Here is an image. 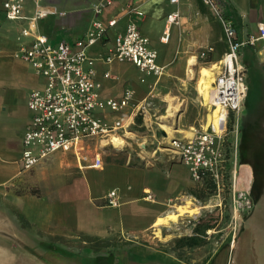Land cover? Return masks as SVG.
Masks as SVG:
<instances>
[{
  "label": "crops",
  "instance_id": "0c3cea01",
  "mask_svg": "<svg viewBox=\"0 0 264 264\" xmlns=\"http://www.w3.org/2000/svg\"><path fill=\"white\" fill-rule=\"evenodd\" d=\"M97 1L24 0V13L32 15L37 3L52 9V13L39 20L40 31L53 44L61 41L73 44L85 36L95 18L93 4ZM223 1L225 15L232 20L239 39L258 36V24L264 23V0ZM128 4L139 7L143 16L123 14L122 8ZM175 12H179L178 23L168 24V15ZM98 18L104 22L114 18L118 20L114 27L107 28L103 41L87 49L88 56L95 59V78L101 84L100 92L104 98H118L126 87H131L135 92L133 101L138 103L152 94L150 89L154 86L157 96L167 101L168 95L169 98L177 96L175 90L182 81L186 83L187 78L197 73L195 55L208 46L214 49L208 59L214 60L203 67L216 64L217 75L220 73V60L227 51V44L220 21L202 0H179L176 4L170 0H117ZM130 21L136 23L141 33L150 39V47L157 50V63L164 67L162 76L147 75L131 62L105 63L102 60L108 48L114 46L116 35L124 33ZM24 25L22 21L5 18L0 0V62L5 58L3 53L13 51L14 62L25 73L20 86L23 93L16 97L0 93V264H264V182L253 209L235 238L205 259L188 260L174 251L155 247L161 240L156 236L157 220L170 209L173 201L187 197L189 191L197 186L188 168L178 158L173 159L171 153L159 152L151 163L143 166L104 162L100 169H80L73 160L74 165L69 164L61 173L58 169L49 177L47 174L53 173L56 166L54 156L61 154L56 153L34 168L33 175L21 172L22 139L32 117L27 100L30 93L42 88L44 83L32 67L17 56L21 42L30 41L18 40L20 28ZM167 28L169 39L163 42L161 38ZM241 60L245 68L247 65H264L262 42L245 46ZM263 82V79L247 80L245 102L250 100L248 117L260 119L264 127ZM193 94L200 99L197 89ZM130 114L131 109L128 108L120 113L106 111L101 115L108 121L128 117L127 123L131 126L137 114ZM128 128L125 131L128 132ZM190 128L186 136L196 129L194 126ZM179 135L182 137L184 133ZM92 171H98L99 179L106 182L101 191H93L94 183L89 178ZM29 176L31 181L40 183L46 193L50 192V201L39 205L40 197L15 193L13 187L21 186ZM112 189L120 193L119 207L106 205L105 196ZM63 192L64 199L61 196ZM146 192L151 193L152 199H146ZM29 198L38 205L29 206ZM65 201L68 205H63ZM20 217L35 228L23 227ZM167 226L160 225V233L168 229ZM38 231L84 234L128 244L99 252L58 247L45 249L44 239Z\"/></svg>",
  "mask_w": 264,
  "mask_h": 264
},
{
  "label": "built area",
  "instance_id": "2783aa9c",
  "mask_svg": "<svg viewBox=\"0 0 264 264\" xmlns=\"http://www.w3.org/2000/svg\"><path fill=\"white\" fill-rule=\"evenodd\" d=\"M115 1L98 0L93 4L95 18L84 37L73 44L65 41L53 44L39 29V20L52 13V9L37 3L35 12L26 15L24 0H1L7 20L25 23L20 28L18 40H30L21 42L17 56L44 80L43 87L33 90L27 100L32 117L23 134L21 172L32 171L56 153L70 155L80 169H100L103 157L94 143L97 140L106 144L114 142L120 130L130 126L128 117L108 121L101 114L106 111L120 113L130 108L131 116L148 109V97L134 103L135 92L131 87H126L118 98L102 97L101 84L95 78V59L87 54L89 47L103 41L107 28L117 24L116 18L107 22L98 18ZM202 1L220 21L227 44V51L221 58V72L212 84L210 106L219 108L217 126L211 123L204 130L193 129L190 136L174 137L170 149L188 168L193 181L203 183L211 179L220 189L225 166L230 161L227 149L236 150L239 147L242 111L248 91L247 70L241 60V51L258 41L264 48V23L258 24V36L240 40L232 20L225 15L222 0ZM170 2L176 4L179 0ZM122 13L143 16L134 4L123 7ZM178 19L179 12H175L168 15L167 21L168 24L178 23ZM169 35L167 28L161 40L168 41ZM213 50L212 46H208L199 57L207 60ZM157 57V50L150 47V39L141 33L136 23L130 21L126 31L116 35L114 46L108 48L102 60L105 63L131 62L145 74L160 77L164 67L157 63ZM237 164L235 157V169L232 171L234 185L239 179ZM235 194L237 211L250 212L255 202L249 190H237ZM146 199H152L150 192H146ZM105 200L110 207L121 205L117 189L108 191Z\"/></svg>",
  "mask_w": 264,
  "mask_h": 264
},
{
  "label": "rangeland",
  "instance_id": "374dc122",
  "mask_svg": "<svg viewBox=\"0 0 264 264\" xmlns=\"http://www.w3.org/2000/svg\"><path fill=\"white\" fill-rule=\"evenodd\" d=\"M161 48L163 49V47ZM3 54L5 58L0 62V93L16 97L18 94L23 93L24 89L20 86L24 81L25 73L18 66L19 64L14 62L13 51ZM199 54L195 55L198 67L197 73L193 74L191 78H187L185 80L186 83L182 81L176 87L175 92L177 96L169 98L168 95L167 101L161 100L157 96L153 86L150 89L152 91H149L152 94L147 96L148 109L146 111L140 110L137 113L135 123L127 129L128 132L123 129L116 135L118 137H114V142L108 141L106 144V142L100 143L97 140L94 143L102 153L103 162L128 163L143 166L151 163V160L159 152L174 155L170 152V142L174 137L180 138L179 133L187 134L192 126L196 127L197 130H204L210 126L208 117L213 108L209 109L200 99H196L193 92L198 87L201 68L214 59L205 60L200 58ZM260 61H262L261 58ZM114 65L113 67L117 68ZM246 68L248 82L251 78L258 81L263 79L264 81L263 64L252 67L247 65ZM139 75L138 73L135 77L137 81ZM185 96H188V98L185 99ZM245 104L246 106H244L242 111V122H244L242 128L244 129L243 133L240 134L239 147L236 150L227 149V158L230 161L225 166L220 189L217 188L211 179H207L203 183L195 182L197 186L189 191L187 197L192 198L196 206L202 205L207 207L200 214L193 216L194 218L186 216L181 219L180 223L176 225L172 223L170 226H167L168 229L161 232L163 238L161 237L160 242L155 246L157 249L174 251L177 255L188 260L205 259L225 247L230 242L229 240H233L237 235L249 212L237 211L235 193L237 190L248 189L255 202L264 182V173L261 172L259 174V169L264 168V127L261 126L260 119H250L248 117L247 112L250 109L249 99ZM181 115L182 118L179 120ZM170 129L177 132H174V135L170 136L167 133V130ZM179 129H182V131H179ZM227 139L228 137H226ZM235 157H237V169L239 171V179L236 185L232 181V171L235 169ZM54 158L56 166L53 173L47 174L49 177L56 174L58 169L61 173L69 164L74 165V161L70 155L58 154ZM173 159H177V157L174 155ZM250 162H254V164L252 165ZM33 173L34 170L30 171L29 175L31 176ZM30 176L21 186L17 185V187H13L15 193L40 197V200L38 199L39 205L50 201V192L46 193L40 183L38 184L30 180ZM100 176L98 171L89 172V178L94 183L93 191L95 192L101 191L106 184L105 180L99 179ZM260 177H262L261 181ZM65 192L61 193L63 199ZM32 200L29 198V206L38 205L31 202ZM67 203L65 201L63 205ZM176 204L186 207V201L182 199L173 201L171 205ZM25 228L34 229L35 226L30 222L29 227ZM38 235L44 239L43 246L45 249L58 247L81 252L91 251L88 248L82 247L84 245L81 241L82 236L77 234H57L51 231H38ZM192 235L203 238L204 245L188 247L185 242H179L182 237ZM156 236L159 238V234H156ZM114 240L117 241V239Z\"/></svg>",
  "mask_w": 264,
  "mask_h": 264
},
{
  "label": "bare ground",
  "instance_id": "6f19581e",
  "mask_svg": "<svg viewBox=\"0 0 264 264\" xmlns=\"http://www.w3.org/2000/svg\"><path fill=\"white\" fill-rule=\"evenodd\" d=\"M221 68L223 61L220 60ZM192 65V63H190ZM221 72V69H220ZM217 75V65L214 64L210 67H203L201 70V77L198 82V94L200 100L204 103L205 106H208L209 109H211L210 103L212 101V83L215 80ZM201 102V101H200ZM212 112L210 116L208 117L210 123H213L214 126H217V115L219 113V108L211 109ZM174 132H177L175 130H167L168 135L173 136ZM118 140L117 138H115ZM184 201H186V207L180 206L179 204L172 205L168 211L164 214L163 217L159 218L157 222L155 223L156 230L158 231L157 234H159V238H161L160 233V225H168L170 224H178L180 223L181 219L186 216L193 217L195 215H198L201 213V211L206 208L207 206L202 205H195L194 201L190 197H182ZM205 205V204H204ZM238 215V214H237ZM194 218V217H193ZM171 237V236H170ZM163 238V237H162ZM169 238V237H168Z\"/></svg>",
  "mask_w": 264,
  "mask_h": 264
},
{
  "label": "trees",
  "instance_id": "16d2710c",
  "mask_svg": "<svg viewBox=\"0 0 264 264\" xmlns=\"http://www.w3.org/2000/svg\"><path fill=\"white\" fill-rule=\"evenodd\" d=\"M223 5L225 4L224 1L222 0ZM21 223L23 227H29V222L24 219V217H20ZM198 228V226H197ZM196 228V230H198ZM209 228V227H207ZM79 236H82V243L84 245L82 246L83 248H88L94 252H99L102 249L105 248H111V247H120L123 245L128 244V242H123V243H116L115 241L112 242L109 239H103L100 237H94V236H89V235H84V234H78ZM179 242H185L188 247H193V246H201L204 245V240L203 238L197 236V235H192L189 237H182Z\"/></svg>",
  "mask_w": 264,
  "mask_h": 264
},
{
  "label": "flooded vegetation",
  "instance_id": "af4514ba",
  "mask_svg": "<svg viewBox=\"0 0 264 264\" xmlns=\"http://www.w3.org/2000/svg\"><path fill=\"white\" fill-rule=\"evenodd\" d=\"M242 121H243V120H242ZM242 124H244V122H242ZM243 129H244V128H241V134L243 133ZM263 155H264V153H263ZM250 163H251V162H250ZM251 164L253 165L254 162L251 163ZM263 165H264V162H263ZM249 167H250V166H249ZM257 171H258V169H257ZM259 171H260L259 174H261V172L264 173V168H262V169L260 168ZM260 178H261V179H260V181H261V180H262V177H260ZM250 195H251V194H250Z\"/></svg>",
  "mask_w": 264,
  "mask_h": 264
}]
</instances>
